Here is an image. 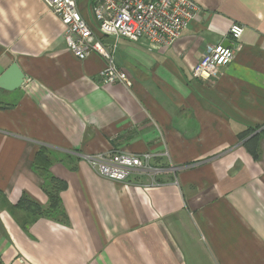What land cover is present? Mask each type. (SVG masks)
<instances>
[{
    "label": "crops",
    "instance_id": "0c3cea01",
    "mask_svg": "<svg viewBox=\"0 0 264 264\" xmlns=\"http://www.w3.org/2000/svg\"><path fill=\"white\" fill-rule=\"evenodd\" d=\"M193 1L171 47L115 43L125 88L99 82L97 54L73 58L42 0H0V76L16 64L26 78L0 89L2 264H264V0ZM233 23V61L192 78L207 45L232 46ZM105 152L162 172L110 180L83 159Z\"/></svg>",
    "mask_w": 264,
    "mask_h": 264
},
{
    "label": "built area",
    "instance_id": "2783aa9c",
    "mask_svg": "<svg viewBox=\"0 0 264 264\" xmlns=\"http://www.w3.org/2000/svg\"><path fill=\"white\" fill-rule=\"evenodd\" d=\"M58 18L63 28L66 50L78 61L93 54L104 59L98 73L102 85L120 84L131 87L130 78L114 61L115 43L123 38L132 42L143 41L148 48L171 47L182 31L193 22L200 7L193 0H89L87 19L78 0H42ZM244 27L233 23L227 32L232 46L207 45L201 59L192 67L194 79L216 78L221 68L234 59ZM113 40L107 48L104 40ZM101 176L116 182H125L130 175H150L162 172L149 164L150 156L129 153H100L83 158ZM0 264H2L0 262Z\"/></svg>",
    "mask_w": 264,
    "mask_h": 264
},
{
    "label": "trees",
    "instance_id": "16d2710c",
    "mask_svg": "<svg viewBox=\"0 0 264 264\" xmlns=\"http://www.w3.org/2000/svg\"><path fill=\"white\" fill-rule=\"evenodd\" d=\"M48 151L46 149H39V151L36 154L35 161H34V169L38 173L40 177L45 182L46 191L49 193L52 199L57 200V192H58V186L59 183L56 181L49 173V160H48ZM58 202V201H57ZM53 204L51 205V207ZM53 209V214H57L56 210L57 208H51ZM40 212V211H38Z\"/></svg>",
    "mask_w": 264,
    "mask_h": 264
},
{
    "label": "water",
    "instance_id": "95a60500",
    "mask_svg": "<svg viewBox=\"0 0 264 264\" xmlns=\"http://www.w3.org/2000/svg\"><path fill=\"white\" fill-rule=\"evenodd\" d=\"M25 76L19 70L16 64H12L1 76H0V89L12 92L22 86L25 81Z\"/></svg>",
    "mask_w": 264,
    "mask_h": 264
},
{
    "label": "rangeland",
    "instance_id": "374dc122",
    "mask_svg": "<svg viewBox=\"0 0 264 264\" xmlns=\"http://www.w3.org/2000/svg\"><path fill=\"white\" fill-rule=\"evenodd\" d=\"M78 4L80 5V8H81V10L85 13L86 12V10H87V12H88V4H89V0H78ZM86 12V13H87ZM85 13V14H86ZM89 21L92 23V18L91 17H89ZM158 168V167H157ZM159 169V168H158ZM171 170H172V168H171ZM171 172V171H170ZM158 176H160V174H157L156 176H155V178H157ZM159 178V177H158Z\"/></svg>",
    "mask_w": 264,
    "mask_h": 264
}]
</instances>
